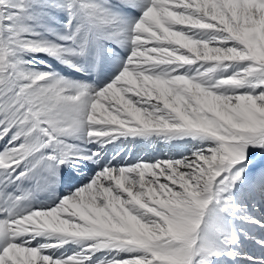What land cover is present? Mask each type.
Returning <instances> with one entry per match:
<instances>
[{"label":"snow or ice","instance_id":"snow-or-ice-1","mask_svg":"<svg viewBox=\"0 0 264 264\" xmlns=\"http://www.w3.org/2000/svg\"><path fill=\"white\" fill-rule=\"evenodd\" d=\"M0 264H264V0H0Z\"/></svg>","mask_w":264,"mask_h":264}]
</instances>
